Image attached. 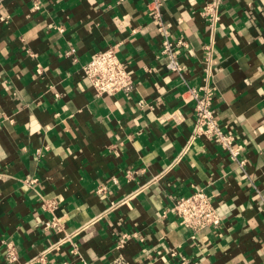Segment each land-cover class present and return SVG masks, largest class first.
I'll use <instances>...</instances> for the list:
<instances>
[{"label": "crops", "instance_id": "crops-1", "mask_svg": "<svg viewBox=\"0 0 264 264\" xmlns=\"http://www.w3.org/2000/svg\"><path fill=\"white\" fill-rule=\"evenodd\" d=\"M149 1L0 0V264L82 226L45 261L264 264V0H224L214 31L204 0H160L168 37L184 42L180 75L165 67ZM112 46L133 89L96 97L81 65ZM204 84L242 165L204 137L184 150L189 90ZM197 189L222 221L192 240L168 210ZM52 218L61 231L44 228Z\"/></svg>", "mask_w": 264, "mask_h": 264}, {"label": "built area", "instance_id": "built-area-1", "mask_svg": "<svg viewBox=\"0 0 264 264\" xmlns=\"http://www.w3.org/2000/svg\"><path fill=\"white\" fill-rule=\"evenodd\" d=\"M223 1L224 0H204L201 7L200 14L211 31L216 29ZM34 8L37 9V6ZM161 8L162 3L160 0L149 1L148 12L150 18L156 25L158 32L162 35L160 54L165 58V67L170 73L180 75L184 66L179 61L178 56L179 48L184 45V42L182 40H172L168 37L166 29L163 26ZM116 48V46H112L97 51L87 62L81 65L84 78L87 81L88 86L94 91L96 97L113 95L116 93L128 94L133 89L131 76L117 57ZM211 49V45L205 46L207 54L210 53ZM70 52L66 53V55H69ZM189 93L194 101L193 119L192 129L184 150H187L196 139L204 137L219 146L227 153L230 159L242 165L244 161L238 160L241 147L235 143V136L229 132H224L217 121L213 109V100L215 97L214 90L209 87V85L204 84L199 89L191 88ZM130 174V172H125V177L129 178ZM158 178L159 176L152 179V181H149L148 185ZM146 187L147 184L139 187L132 195L143 191ZM104 190L105 188L101 187L97 191L102 193ZM128 198L129 196L125 197L119 202V204L126 203ZM54 207L53 203L45 205V209L51 213L53 212ZM113 207L115 206L111 205V208ZM168 211L178 218L179 224L184 229L190 232V239L192 240L195 239L196 234L206 229H217L222 221V218L217 213L216 207L213 205L210 197L203 190L198 189L189 196L175 198ZM44 228H55L57 231H61V226L56 218H52L48 221ZM83 228L84 227L82 226L71 233L66 234L58 242L49 246L39 255L33 257L24 264H34L38 261L40 264H51L45 261L46 255L55 250L61 243L65 241L72 242V238ZM129 237L130 235L128 234L122 235V239H128ZM118 246L121 247L122 244L119 243ZM170 255L175 256V252L171 251ZM5 257L8 262L17 261L18 253L12 244H7ZM181 260V264H183L184 259L182 258ZM115 264L122 263L118 261L115 262Z\"/></svg>", "mask_w": 264, "mask_h": 264}]
</instances>
